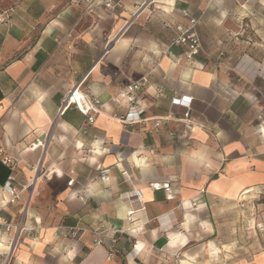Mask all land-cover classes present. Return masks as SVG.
I'll return each mask as SVG.
<instances>
[{"label":"crops","instance_id":"0c3cea01","mask_svg":"<svg viewBox=\"0 0 264 264\" xmlns=\"http://www.w3.org/2000/svg\"><path fill=\"white\" fill-rule=\"evenodd\" d=\"M111 1L0 14V148L15 160L0 161V218L23 226H0V264H264V88L234 68L260 58L230 40L264 0ZM183 10L192 58L171 43ZM143 77L141 119L124 123L119 94ZM79 82L101 103L92 123L74 104L59 114ZM164 182L172 198L151 187Z\"/></svg>","mask_w":264,"mask_h":264},{"label":"built area","instance_id":"2783aa9c","mask_svg":"<svg viewBox=\"0 0 264 264\" xmlns=\"http://www.w3.org/2000/svg\"><path fill=\"white\" fill-rule=\"evenodd\" d=\"M67 1L70 4H84L85 9L89 8L93 4H103L107 8H111L113 5L111 0H67ZM182 14L187 18V21L175 25L174 36L171 40V43L186 47L187 49L186 57L192 58L194 55L198 54L202 50L201 39L197 31V19L195 17L190 16L186 10H183ZM145 82H146V78L143 77L139 81L132 82L122 88L119 95L121 96V98L126 99L129 102L127 113L120 118L122 122L132 123L141 119V114L143 113L144 109L138 106L135 93L137 92V90H139L140 86H142L143 83ZM80 83L81 82H79V84H77L76 86H73L67 92V94L65 95L62 101L61 107L59 108V114H62L67 106H69L70 104H74L77 107V109L85 116L87 122L92 123L94 121L95 114L99 112L101 103L97 99L90 100L84 94H82L79 91ZM77 92H79L78 95ZM172 102L174 104L189 108L191 100L182 97V98H173ZM185 115H187V113H185ZM38 143L40 144V142L37 140L36 144ZM36 144H33L31 148H34L33 146ZM0 161L8 167H13L15 165V160L11 156L6 154L1 148H0ZM13 180H14V176L10 174L8 176L5 187L11 196V200H18L20 192L14 189L12 183ZM69 183H72V180H70ZM151 187L154 189L163 188L166 192L167 197L169 198L173 197V194L171 193V187L167 182L152 183ZM24 188H26V186H24ZM132 213H133L132 209L128 210L127 212L128 219H130V215ZM0 226L5 231H9L13 227L15 234L23 229L21 223H18L13 226L10 222L1 220V218H0ZM63 235L79 237L80 232L78 229L71 228L69 230L64 231ZM15 237L16 235L10 241V248L16 241ZM97 242H100V240H97Z\"/></svg>","mask_w":264,"mask_h":264},{"label":"rangeland","instance_id":"374dc122","mask_svg":"<svg viewBox=\"0 0 264 264\" xmlns=\"http://www.w3.org/2000/svg\"><path fill=\"white\" fill-rule=\"evenodd\" d=\"M12 0H0V14L3 10L9 7ZM255 2L252 0H244V10L255 9ZM264 9L256 14H251L247 11L240 20L243 24V30L237 34H232L231 41L238 40L245 44V48L249 53H255L257 59L260 58V63L254 64L249 59L243 66L235 64L234 68L237 70L239 78L242 76L247 82V86L264 88ZM1 18V17H0ZM197 24H198V18ZM253 25V26H252ZM198 31V27H197ZM199 34V32H198ZM235 44V43H234Z\"/></svg>","mask_w":264,"mask_h":264},{"label":"bare ground","instance_id":"6f19581e","mask_svg":"<svg viewBox=\"0 0 264 264\" xmlns=\"http://www.w3.org/2000/svg\"><path fill=\"white\" fill-rule=\"evenodd\" d=\"M78 94H79V92H77V95H78ZM33 147H35V148H36L37 146H36V145H34Z\"/></svg>","mask_w":264,"mask_h":264}]
</instances>
